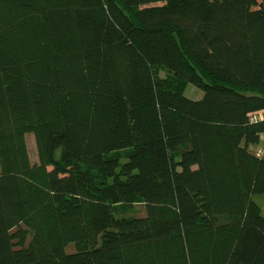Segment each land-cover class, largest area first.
I'll return each instance as SVG.
<instances>
[{
    "label": "trees",
    "instance_id": "1",
    "mask_svg": "<svg viewBox=\"0 0 264 264\" xmlns=\"http://www.w3.org/2000/svg\"><path fill=\"white\" fill-rule=\"evenodd\" d=\"M261 111L264 0H0V264H264Z\"/></svg>",
    "mask_w": 264,
    "mask_h": 264
},
{
    "label": "rangeland",
    "instance_id": "2",
    "mask_svg": "<svg viewBox=\"0 0 264 264\" xmlns=\"http://www.w3.org/2000/svg\"><path fill=\"white\" fill-rule=\"evenodd\" d=\"M160 77H165L166 74L163 71L159 72ZM184 96L190 100H199L202 97V93L196 89H194L192 86H187L184 92ZM25 142H26V148H27V154L28 158L31 164L37 163V154L35 149V144L32 135H26L25 136ZM60 150L55 151L54 153V159L58 160L60 158ZM123 154V153H120ZM252 201L259 207L261 216L264 219V197L261 195H254L252 197ZM145 215V209L144 205L142 203H138L134 206L133 212L130 214L132 217H143ZM75 248L73 245H70L66 248L67 253H74Z\"/></svg>",
    "mask_w": 264,
    "mask_h": 264
},
{
    "label": "built area",
    "instance_id": "3",
    "mask_svg": "<svg viewBox=\"0 0 264 264\" xmlns=\"http://www.w3.org/2000/svg\"><path fill=\"white\" fill-rule=\"evenodd\" d=\"M251 122H264V111L250 115ZM264 147V135L260 138V144L255 148L256 156H261Z\"/></svg>",
    "mask_w": 264,
    "mask_h": 264
}]
</instances>
